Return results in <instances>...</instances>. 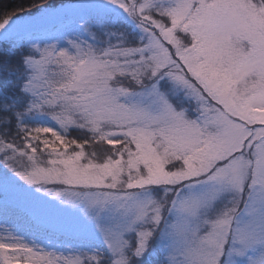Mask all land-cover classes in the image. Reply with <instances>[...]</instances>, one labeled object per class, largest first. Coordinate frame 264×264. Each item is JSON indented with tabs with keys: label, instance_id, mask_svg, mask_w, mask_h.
Wrapping results in <instances>:
<instances>
[{
	"label": "snow or ice",
	"instance_id": "obj_1",
	"mask_svg": "<svg viewBox=\"0 0 264 264\" xmlns=\"http://www.w3.org/2000/svg\"><path fill=\"white\" fill-rule=\"evenodd\" d=\"M0 47V264H264V0H33Z\"/></svg>",
	"mask_w": 264,
	"mask_h": 264
},
{
	"label": "trees",
	"instance_id": "obj_2",
	"mask_svg": "<svg viewBox=\"0 0 264 264\" xmlns=\"http://www.w3.org/2000/svg\"><path fill=\"white\" fill-rule=\"evenodd\" d=\"M32 2L33 0H0V13L7 12V14H12L11 12L17 11L21 7H26ZM2 49L4 50V48ZM0 58L2 57L0 56Z\"/></svg>",
	"mask_w": 264,
	"mask_h": 264
},
{
	"label": "rangeland",
	"instance_id": "obj_3",
	"mask_svg": "<svg viewBox=\"0 0 264 264\" xmlns=\"http://www.w3.org/2000/svg\"><path fill=\"white\" fill-rule=\"evenodd\" d=\"M13 15H15L16 11L11 12ZM5 55V49L3 50L0 48V56L3 57Z\"/></svg>",
	"mask_w": 264,
	"mask_h": 264
}]
</instances>
